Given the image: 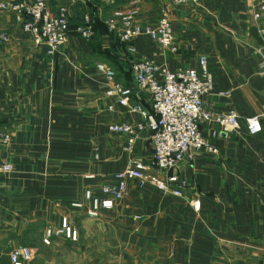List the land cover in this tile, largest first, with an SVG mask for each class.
<instances>
[{
    "label": "crops",
    "instance_id": "obj_1",
    "mask_svg": "<svg viewBox=\"0 0 264 264\" xmlns=\"http://www.w3.org/2000/svg\"><path fill=\"white\" fill-rule=\"evenodd\" d=\"M131 1L72 6L70 38L55 55L36 46L11 12L0 11V31L11 34L0 45V127L13 133L10 146L0 151L13 164L11 173L0 174V264H11L9 253L19 245L34 249L29 264H264V121L258 134H250L245 123L264 112V16L253 18L258 0L140 1L145 23H157L160 8L168 9L179 49L173 54L140 36L139 57L178 69L207 56L216 86L206 106L213 113L234 109L240 123L228 129L214 120L202 124L219 152L196 151L183 160V195L131 179L124 198L100 217L71 208L75 200L88 205L85 189L99 193L131 159L153 157L147 127L132 151L126 150V135L110 130L114 122L143 118L121 105L106 109L112 100L96 68L104 62L116 69L117 80L135 87L124 45L105 24L113 9ZM68 3L49 0L53 12ZM90 10L97 12L95 31L83 37L75 29ZM133 100L151 111L148 93H135ZM88 173L95 178L87 179ZM135 214L142 218L135 220ZM64 216L77 239L55 237L45 244V228Z\"/></svg>",
    "mask_w": 264,
    "mask_h": 264
},
{
    "label": "built area",
    "instance_id": "obj_2",
    "mask_svg": "<svg viewBox=\"0 0 264 264\" xmlns=\"http://www.w3.org/2000/svg\"><path fill=\"white\" fill-rule=\"evenodd\" d=\"M90 0H69L53 12L49 0H0V11L11 12L22 30L29 35L33 43L43 48L47 55H55L68 42L71 32L70 8L77 3L87 4ZM141 0H132L126 8H115L105 18L110 33H115L125 43V53L131 64V74L135 87L117 80V71L112 66L98 62L96 64L105 77V96L112 100L107 105L108 111H114L116 105L127 108L129 112H138L143 120L114 122L110 130L127 137L126 150L132 151L136 139L146 127L153 157L151 162L140 158L131 159L124 168L112 174V180L101 186L95 193L90 187L84 191V199L70 203L74 210L84 209L88 216L97 218L107 209H112L116 202L124 198L131 179H136L140 186L151 185L163 194L183 195L182 182L178 169L185 158H193L196 151L207 150L218 153L219 147L203 135L202 124L216 121L225 129L237 127L240 115L234 109L224 113H213L206 106L205 98L215 90L216 75L212 71L208 58L201 55L196 66L171 69L155 61L139 57L135 40L148 36L156 40L163 49L170 53L178 52V44L173 29L170 13L166 7L160 8L157 23H145L141 20ZM152 1V0H146ZM175 5L196 4L202 0H171ZM264 16V0H258L254 6L253 18ZM82 24L76 31L83 37L93 33L92 12L84 11ZM264 37V27L260 28ZM11 40V34L0 31V45ZM146 92L151 98V111L142 103L133 100L135 93ZM221 95H230V90L219 91ZM145 120V121H144ZM147 121V122H146ZM264 112L248 116L245 120L250 134L263 130ZM13 140L11 130L0 127V151L10 146ZM13 171V164L0 155V174ZM94 179L93 173L85 175ZM195 210H200L199 199L192 201ZM142 216L135 214L134 219ZM66 236L77 239V230L67 216L62 217L59 225L45 228L43 241L51 244L55 237ZM34 249L28 245L14 247L9 258L11 264H29L34 259Z\"/></svg>",
    "mask_w": 264,
    "mask_h": 264
},
{
    "label": "trees",
    "instance_id": "obj_3",
    "mask_svg": "<svg viewBox=\"0 0 264 264\" xmlns=\"http://www.w3.org/2000/svg\"><path fill=\"white\" fill-rule=\"evenodd\" d=\"M90 12H92V17H93V21H94V23H93V33H92V35L94 34V31H95V24H96V21H95V17H96V15H97V12H96V14L93 12V11H91L90 10ZM95 14V15H94ZM82 21H83V18H82ZM81 24H82V22H81ZM80 25V24H79ZM79 25H77V26H79ZM77 26H76V28H77ZM107 28V27H106ZM108 30V29H107ZM75 31H76V29H75ZM77 32V31H76ZM109 32V31H108ZM78 33V32H77ZM111 34H115V33H111ZM116 36H117V34H115ZM117 38L120 40V38L117 36ZM121 41V40H120ZM121 43L124 45V51H125V43L124 42H122L121 41ZM126 54V53H125ZM127 57V56H126ZM127 59V63L129 64V72L131 73V64H130V60H129V57H127L126 58ZM114 68V67H113Z\"/></svg>",
    "mask_w": 264,
    "mask_h": 264
}]
</instances>
